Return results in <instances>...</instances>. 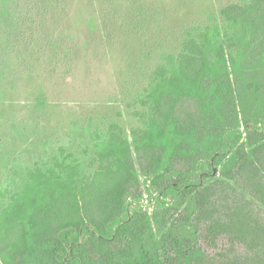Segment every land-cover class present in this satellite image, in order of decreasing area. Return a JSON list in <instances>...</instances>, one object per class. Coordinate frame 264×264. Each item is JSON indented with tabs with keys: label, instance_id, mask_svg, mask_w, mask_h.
I'll use <instances>...</instances> for the list:
<instances>
[{
	"label": "trees",
	"instance_id": "16d2710c",
	"mask_svg": "<svg viewBox=\"0 0 264 264\" xmlns=\"http://www.w3.org/2000/svg\"><path fill=\"white\" fill-rule=\"evenodd\" d=\"M219 16L220 25L206 26L155 68L131 140L108 124L92 173L68 165L64 182L46 175L43 183L29 173L30 183L0 212L2 264H264V108L241 123L236 105L244 98L238 78L263 60L264 0L228 5ZM221 39L238 46L236 56L225 54ZM246 89L259 85L248 78ZM169 132L215 142L197 152L207 167L196 168L193 180L183 174L189 161L174 153L169 167L179 175L158 176ZM138 171L160 182V198L189 200L180 213L169 209L167 222L190 236L144 245L146 213L127 212L143 198Z\"/></svg>",
	"mask_w": 264,
	"mask_h": 264
},
{
	"label": "rangeland",
	"instance_id": "374dc122",
	"mask_svg": "<svg viewBox=\"0 0 264 264\" xmlns=\"http://www.w3.org/2000/svg\"><path fill=\"white\" fill-rule=\"evenodd\" d=\"M243 1L0 0V212L30 183L29 173L38 183L51 175L64 182L68 165H78L81 176L92 173L90 161L109 123L131 140L130 131L142 127L139 102L155 68L206 26L220 25L221 8ZM221 43L226 55H237L235 43ZM248 78L259 85L255 93L246 89ZM238 82L242 123L264 108V51L259 69ZM162 146L158 176L179 175L169 167L174 153L189 161L183 174L193 180L196 168L207 167L196 162L197 152L215 142L169 132ZM138 174L143 198L127 212L146 213L144 245L164 235L190 236L186 227L167 222V211L180 213L189 200L182 204L176 193L160 198V182Z\"/></svg>",
	"mask_w": 264,
	"mask_h": 264
}]
</instances>
